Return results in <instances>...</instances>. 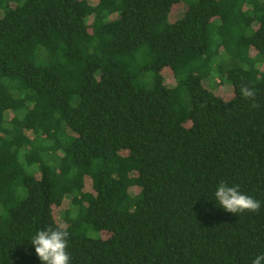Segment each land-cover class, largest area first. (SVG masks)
<instances>
[{
  "label": "trees",
  "instance_id": "obj_1",
  "mask_svg": "<svg viewBox=\"0 0 264 264\" xmlns=\"http://www.w3.org/2000/svg\"><path fill=\"white\" fill-rule=\"evenodd\" d=\"M183 2L0 0V264H42L49 227L70 264L264 253V0H190L172 20ZM222 181L259 212L220 207Z\"/></svg>",
  "mask_w": 264,
  "mask_h": 264
},
{
  "label": "clouds",
  "instance_id": "obj_2",
  "mask_svg": "<svg viewBox=\"0 0 264 264\" xmlns=\"http://www.w3.org/2000/svg\"><path fill=\"white\" fill-rule=\"evenodd\" d=\"M241 96L245 100H252L251 108H256V92L247 84L240 86ZM215 198L220 207L229 213L237 214L242 212L257 213L260 210V201L239 191V185L229 186L223 181L218 185ZM69 233L62 227L47 228L39 230L31 239L35 253L42 264H70L68 252ZM251 264H264V253L255 256Z\"/></svg>",
  "mask_w": 264,
  "mask_h": 264
},
{
  "label": "rangeland",
  "instance_id": "obj_3",
  "mask_svg": "<svg viewBox=\"0 0 264 264\" xmlns=\"http://www.w3.org/2000/svg\"><path fill=\"white\" fill-rule=\"evenodd\" d=\"M187 3L190 4L191 3L190 0H186V2H183L180 5H176L173 8L172 20H176L177 18H179L183 15L185 10L187 9V5H188ZM170 74L171 73L169 71L165 72V76L168 77V78L166 77V79H167L166 82L171 84V83H173V78H172V75L170 76ZM219 82H220V78H217L216 83L218 84ZM207 84L210 86L209 83H207ZM211 88H213V91L216 94H219L225 100H230L234 96L233 86H232V84L228 83L227 81H224V83H220V84L216 85L215 87H211ZM61 209L62 208L55 209V212H54L55 219L57 220L58 223H63L62 222L63 211ZM92 236L97 237L98 235L94 233V234H92Z\"/></svg>",
  "mask_w": 264,
  "mask_h": 264
}]
</instances>
